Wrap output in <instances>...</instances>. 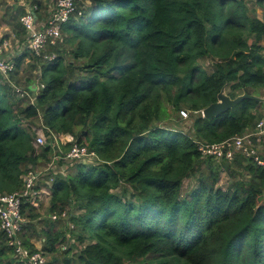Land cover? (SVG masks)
<instances>
[{
    "label": "trees",
    "instance_id": "trees-1",
    "mask_svg": "<svg viewBox=\"0 0 264 264\" xmlns=\"http://www.w3.org/2000/svg\"><path fill=\"white\" fill-rule=\"evenodd\" d=\"M254 4L74 0L55 44L14 58L9 79L24 68L37 81L25 79L21 95L0 76V194L20 189L28 169L51 161L54 135L70 134L96 154L53 178L49 213L67 222L46 235L40 264H264V135L254 137L263 164L242 152L217 161L197 144L264 121V101L249 98L211 119L201 113L222 87L231 98L264 97V0ZM24 12L15 6L3 15L20 40ZM202 59H211L210 71ZM181 109L192 119L188 132ZM37 127L44 145H35ZM71 145L60 144L63 151ZM223 171L232 178L226 189L217 185ZM187 178L197 184L181 196ZM122 185L136 202L114 192ZM0 264H21L1 228Z\"/></svg>",
    "mask_w": 264,
    "mask_h": 264
},
{
    "label": "built area",
    "instance_id": "built-area-1",
    "mask_svg": "<svg viewBox=\"0 0 264 264\" xmlns=\"http://www.w3.org/2000/svg\"><path fill=\"white\" fill-rule=\"evenodd\" d=\"M74 0H56L53 8L49 11L46 18H40L37 14L38 6L31 5L25 9L20 17L21 24L27 35V50L39 56L48 44H55L57 39L61 37L62 25L67 22L69 16L74 12ZM11 46L9 39L0 41V76L11 83L12 87L21 95L27 94V91L16 86L11 82L9 76L15 69V62L8 59L5 55ZM21 52L22 51L21 49ZM17 56V55H16ZM45 58L53 59L54 54L43 55ZM184 117L187 112L179 111ZM256 129L262 132L264 129V121L260 120ZM258 132L251 131L241 135H235L219 142L197 141L198 149L202 156H211L215 160H232L235 152H242L245 156L251 157L257 164H263V160L257 153L254 143V137L258 140ZM54 145L57 151L52 156V160L46 165V169L53 167L55 159H67L79 161L83 157H90V160L96 159L94 151H90L84 144L77 143L70 134L54 135ZM72 142L67 151H63L60 144ZM46 138L44 134L38 133L35 137V145H44ZM41 170L30 168L22 175L23 185L20 189L9 193L0 194V228L6 236L7 245L13 253V256L21 264H40L45 261V256L40 251H31L24 243L21 233L27 222V218L22 212L25 202L32 203L38 197L36 185L41 178ZM52 177V178H51ZM50 178L53 179V176ZM51 217L56 218L54 214Z\"/></svg>",
    "mask_w": 264,
    "mask_h": 264
},
{
    "label": "rangeland",
    "instance_id": "rangeland-1",
    "mask_svg": "<svg viewBox=\"0 0 264 264\" xmlns=\"http://www.w3.org/2000/svg\"><path fill=\"white\" fill-rule=\"evenodd\" d=\"M41 1H42V6L40 9H38L37 14H38V16H40V18H46L49 14V11L53 8L56 0H41ZM247 1L251 7H253L255 5L254 4L255 0H247ZM28 3L29 2H27L26 0H0V40L7 38V39H9V41L11 43L9 50L7 52L5 51V55L8 59L14 60V58L17 55V54H15V52L18 49H22V51L27 50V47H26L27 35L25 34L23 36V38H24L23 40L16 39L15 35H13L10 28L3 23V15H4V13H6L9 16L10 11L13 10V8L15 6H22L24 9H26L28 6H31L30 4L28 5ZM255 9H256L257 16L261 18L262 17L261 7L255 6ZM19 21H20V19H19ZM27 63L25 64V66L27 65ZM200 64L207 71L211 70V65H212L211 59H204V60L202 59V60H200ZM33 75H34V72L31 71V69L25 70L23 68L22 71L17 74L16 79H11V78L10 79H11V82L14 83L16 86L21 87L22 89L26 90V87L24 86L26 83L25 79H27L29 77H31V78L33 77L34 81L35 82L37 81V76L35 77ZM260 93L264 94V90H262ZM180 115L182 116V118L180 120V127L184 131L188 132L191 128V125H192V119H191V117H189V115L186 117H184L181 113H180ZM35 130L38 133L44 134L46 141H47L48 137L45 135L44 129H42L41 127H37V128H35ZM253 131H256L259 133L258 137L264 135V129L262 132H259L258 129H254ZM79 161H81V162L85 161L86 163L92 162V160H90V157H87V156L83 157ZM73 162H74V160H67V159L66 160L65 159L57 160V159H55L53 161L54 166L51 167L50 169H46L47 163L42 164L38 167H34L38 170H41L42 179L38 183V187L49 186V184H47L45 179H46V177H48V175L50 173L52 174L51 176H53V178L60 175V174L61 175L66 174L67 169L69 168V166H71V164ZM51 178H50V183L52 182ZM231 182H232V178L229 176V174L226 171H223V172H221V174L218 178L217 185L223 189H226L229 186V184H231ZM196 184L197 183L193 178L184 179V181L182 183V187H181V196L185 195L186 193H190L196 187ZM124 186H126V185H122V187H118L117 189L114 190V192L117 193L119 196L123 197L124 199L130 200L132 202H136V199L131 198V195H130L131 188L129 186H126V188L124 189ZM43 211H44V209H43ZM61 218H63V217L61 216ZM67 243H68V240L64 244H67ZM43 254H44L45 259H46L48 257V254L47 253H43Z\"/></svg>",
    "mask_w": 264,
    "mask_h": 264
},
{
    "label": "crops",
    "instance_id": "crops-1",
    "mask_svg": "<svg viewBox=\"0 0 264 264\" xmlns=\"http://www.w3.org/2000/svg\"><path fill=\"white\" fill-rule=\"evenodd\" d=\"M15 54L20 55L23 54V52H21V49H18ZM51 175L52 174L50 173L45 179L49 186L38 187V183L42 179L41 176L35 187L38 191V197L36 198V201L33 202V204L30 203L31 205H29V207H25L23 210V214L27 218V222L22 233L28 238L29 244L33 245L37 251L42 253H46L44 250L46 235L64 230L66 228L67 222L63 218L58 217L56 213H49L51 196L50 187L52 185V182L50 183ZM54 214L57 215L56 218L51 217Z\"/></svg>",
    "mask_w": 264,
    "mask_h": 264
},
{
    "label": "water",
    "instance_id": "water-1",
    "mask_svg": "<svg viewBox=\"0 0 264 264\" xmlns=\"http://www.w3.org/2000/svg\"><path fill=\"white\" fill-rule=\"evenodd\" d=\"M35 86L36 85H34V87ZM244 98L254 99L257 101H264V97L256 96V95L249 94L246 92L240 95H237L234 98H231L227 94L225 87H222L221 90L217 94L216 101L210 103L208 106L202 109L201 111L202 116L211 119L215 116L220 115L223 112H226L232 109L235 105H237Z\"/></svg>",
    "mask_w": 264,
    "mask_h": 264
}]
</instances>
